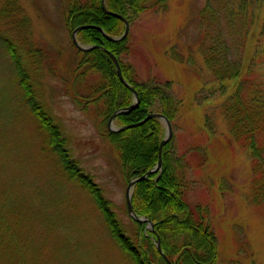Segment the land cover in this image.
Wrapping results in <instances>:
<instances>
[{"label":"rangeland","instance_id":"obj_1","mask_svg":"<svg viewBox=\"0 0 264 264\" xmlns=\"http://www.w3.org/2000/svg\"><path fill=\"white\" fill-rule=\"evenodd\" d=\"M9 1L14 12L8 19L0 16V37L20 49L38 101L61 126L70 155L103 190L125 233L135 240L138 226L127 207L130 179L122 160L103 138L97 111L74 100L83 94L73 84L74 73H81L76 71L81 56L66 26L68 1L0 0V10ZM210 1L215 9L217 0ZM207 7L208 0H170L165 11L140 17L130 26L131 52L123 60L132 65L141 84L161 87L179 103L171 122L173 162L188 166L186 198L206 212L219 249L216 264H264V197L254 188L250 152L235 141L222 111L236 94V82L220 87L207 60L211 41L214 53L220 54L218 63L231 71L246 65L250 52L243 57L245 41L231 26V36L225 26L220 37L205 39ZM262 37L252 53L260 50ZM259 64L247 65L252 70L243 78L253 82L251 93L261 104L264 60L262 72ZM18 84L10 56L0 44V225L18 253L0 259V264H130L91 200L73 184L53 180L55 170L41 165L28 130L34 118L21 102ZM113 126L120 128L117 122ZM150 231L146 225L145 232ZM151 239L159 252L157 236ZM164 253L159 252L165 258Z\"/></svg>","mask_w":264,"mask_h":264},{"label":"trees","instance_id":"obj_2","mask_svg":"<svg viewBox=\"0 0 264 264\" xmlns=\"http://www.w3.org/2000/svg\"><path fill=\"white\" fill-rule=\"evenodd\" d=\"M67 1L65 19L68 30L73 32L79 26L100 27L103 32L97 28L79 32V42L85 46H100L111 52L120 63L124 78L139 94V107L117 116L115 122L120 127H125L142 122L151 113H161L170 122H175L179 103L163 88L141 84L132 65L123 60L131 52V34L118 43L105 36L121 37L125 32L124 22L106 14L102 0ZM208 1L210 7L203 12L207 20L204 21L205 39L208 35L214 36V39L220 37L225 26L228 27L225 29L230 30L231 36L232 27L234 33L245 41L243 57L250 52L246 65L242 64L240 68L231 71L228 66L218 63L220 54L214 53V43L211 41L212 53L207 60L220 87L225 88L224 84L229 81L236 82V94L229 100L230 103L227 101L224 104L222 111L235 141L250 152L255 175L254 188L264 197V102L260 104L255 98V93H251L254 89L253 82L243 78L244 74L251 72L252 69L246 66H250L252 61L260 60L258 68L262 72L264 58L259 55L264 54V40L259 51L252 53V49L258 44L260 34L264 39V0H217L215 9L213 3ZM169 2L170 0H106V7L110 13L123 16L132 26L144 15L165 11ZM11 5L12 2L9 1L5 8L0 10L2 18L8 19L14 12V8H10ZM250 39L255 42H251L247 49ZM0 44L13 63L21 102H26L29 116L34 118L28 130L33 133L31 146L37 158L43 160L38 158L41 165L55 170V175L49 172L53 180L56 178L58 182L73 184L80 195H86L91 200L104 217L110 235L116 246L125 254L127 261L130 264H167L166 258L171 264H216L219 249L215 234L206 224V212L199 207H192L187 201L189 184L185 171L188 166L174 164L172 142L164 147L161 171L135 186L132 199L134 210L139 217L151 220L154 232L146 233V225L135 222L138 235L133 240L125 233L121 220L103 190L90 176L84 174L78 167V162L70 155L69 140L63 136L61 126L46 106L38 101L20 49L4 36L0 37ZM77 51L81 59L76 71L81 73H74L73 84L79 87L83 94L75 95V102L97 111L100 128H103L101 134L121 158L127 178L133 180L142 177L157 166L159 146L165 134L163 124L157 119H152L136 128L110 132V118L117 111L133 104V94L120 82L112 59L104 51L97 48L89 52ZM260 85L264 88V84ZM156 103L161 104L158 110L154 109ZM74 207H77V204ZM7 232L4 225H0V259L18 254L14 241L9 240ZM155 235L161 240L165 258L156 250L151 239L155 238Z\"/></svg>","mask_w":264,"mask_h":264},{"label":"water","instance_id":"obj_3","mask_svg":"<svg viewBox=\"0 0 264 264\" xmlns=\"http://www.w3.org/2000/svg\"><path fill=\"white\" fill-rule=\"evenodd\" d=\"M102 6H103V10L106 14H111L113 17L115 18H118L120 20H122L125 24V32L124 34L119 37V38H114V37H108L105 33V36L112 42H122L123 40H125L128 35H129V32H130V24L129 22L121 15H118V14H113V13H110L108 10H107V7H106V0H102ZM90 28H97L99 29L100 31L103 32V30L100 28V27H93V26H79L77 27L73 33H72V42L73 44L75 45V47L82 51V52H89L93 49H100L102 51H104L108 56H110V58L112 59L115 67H116V71H117V75H118V78L120 80V82L128 89L132 92L133 94V99H134V102L133 104L126 108V109H123V110H120V111H117L113 116L112 118L110 119L109 121V124H108V128L110 130V132H114V133H117V132H121V131H125V130H128V129H132V128H136V127H139L141 125H144L146 124L148 121L152 120V119H158L160 120L164 127L166 128L167 130V133H166V137L165 139L161 142L160 146H159V161H158V164H157V167L155 170H151L149 171L148 173H146L144 176L140 177V178H137L135 180H132L129 185H128V188H127V193H126V198H127V206H128V211H129V214L130 216L137 222H140V223H145L147 224V226L151 227V231H154V225L153 223L151 222L150 219L148 218H140L136 212L134 211V208H133V205H132V194H133V188L134 186L138 183V182H141L145 179H147L151 174H154L155 172L161 170L162 168V165H163V160H162V153H163V149L165 147V145H167L171 139H172V134H173V130H172V124L171 122L168 120V118L162 114H158V113H153V114H149L147 116V118L145 120H143L142 122L140 123H137V124H133V125H129V126H125V127H122L120 129H117L113 126V121L115 120V118L118 116V115H124V114H127L131 111H133L134 109L138 108L139 107V104H140V98H139V94L138 92L136 91V89L131 86L127 81L126 79L124 78L123 76V73H122V69H121V66H120V63L118 61V59L111 53L109 52L108 50L106 49H103L101 48L100 46H89V47H86V46H82L79 42H78V33L85 30V29H90ZM157 249L159 250L160 254L163 255V252H162V249H161V243H160V239L159 237H157ZM167 263L168 264H171L167 259H166Z\"/></svg>","mask_w":264,"mask_h":264}]
</instances>
